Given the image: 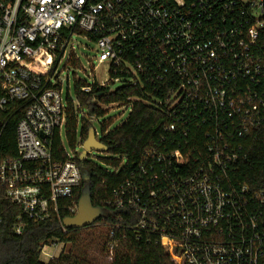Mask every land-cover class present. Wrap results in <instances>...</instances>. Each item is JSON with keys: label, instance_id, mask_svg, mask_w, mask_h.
I'll use <instances>...</instances> for the list:
<instances>
[{"label": "built area", "instance_id": "1", "mask_svg": "<svg viewBox=\"0 0 264 264\" xmlns=\"http://www.w3.org/2000/svg\"><path fill=\"white\" fill-rule=\"evenodd\" d=\"M77 36L125 74L107 83L151 88L165 116L158 144L114 189V208L128 211L140 239L159 236L175 264H264V190L233 177L264 131L262 0H0V136L22 112L16 156L0 155V225L3 202L17 207L21 234L80 185L58 70L69 48L67 64L82 67ZM57 136L65 159L53 154ZM67 208L78 213L74 201Z\"/></svg>", "mask_w": 264, "mask_h": 264}, {"label": "trees", "instance_id": "2", "mask_svg": "<svg viewBox=\"0 0 264 264\" xmlns=\"http://www.w3.org/2000/svg\"><path fill=\"white\" fill-rule=\"evenodd\" d=\"M264 4V0H262ZM79 64V62H76ZM110 78L124 76L118 71H109ZM86 80H75L76 99L80 109L95 117L106 114L104 106L126 105L131 111L126 120L110 129V123L105 122L99 133V139L107 146L106 153L112 157L105 159L104 164L88 158L76 157L81 170L80 185L74 191L72 198L61 202L57 214L40 221H28L21 234L14 231L17 207L3 202V222L0 225V264H175L160 237L139 238L133 230V222L128 211L114 208L111 201L114 189L123 183L132 172L139 167L146 151L158 144L161 135V124L165 116L158 108V92L151 88H140L129 83H122L111 89L110 83L101 85L91 83V90L85 92L82 87ZM22 112H12L0 136V155L13 157L17 154V124ZM93 127L90 117L79 119L73 102L69 101L66 126L67 144L74 148L78 141L83 144ZM79 139V140H78ZM247 142L248 148L242 153L243 159L236 163L233 177L236 181L249 185L253 190H264V131ZM52 151L55 157L65 159L64 144L57 136L53 142ZM125 161V163H124ZM87 190L93 204L106 209V215L97 220L106 227L101 236L105 243L103 250L109 254V243L117 241L114 246L111 261L101 263L90 257L79 246V233L82 229H64V218L71 216L68 206L78 203L82 191ZM121 217V218H120ZM93 225L87 227L91 228ZM116 229V238L112 239V230ZM84 229V228H83ZM58 243H70L68 252L62 251L58 257L47 263L41 260L43 248ZM108 244V246L106 245ZM105 250V251H106Z\"/></svg>", "mask_w": 264, "mask_h": 264}, {"label": "rangeland", "instance_id": "3", "mask_svg": "<svg viewBox=\"0 0 264 264\" xmlns=\"http://www.w3.org/2000/svg\"><path fill=\"white\" fill-rule=\"evenodd\" d=\"M72 44L77 47L76 53L81 59L82 67L73 68L71 64H67L70 51L69 48L67 55L61 61L58 70L61 72V80L63 81V97L66 103L72 100L75 105L78 106L75 92V80L82 79L89 82L97 80L100 83H107L110 80V74L109 64L107 62L100 63L96 58L97 46L95 43L91 42L84 36H77L73 39ZM110 86L111 89H115L120 86V83H110ZM104 108L107 109L106 114L95 117L93 120V127L98 133H100L102 125L105 122L110 123L109 128L112 129L126 120L131 111V107L126 105H111L104 106ZM64 144L68 147L67 149H69V151L72 150L66 140H64ZM75 148L79 153H83L84 151V147L80 144V141L77 142ZM111 157L112 156L106 152L92 151L88 153L89 159H92L100 164H104L105 159ZM105 229L106 227L100 222L93 225L91 228L82 229L79 233L81 238L79 246L82 247V249L85 250L90 257L101 263L111 261L108 251L106 249L103 250L105 239L101 236V234L106 231ZM106 245L108 246V244ZM71 247L72 244L70 243L48 245L42 251L41 260L47 263L52 258L58 257L62 251L68 252Z\"/></svg>", "mask_w": 264, "mask_h": 264}, {"label": "water", "instance_id": "4", "mask_svg": "<svg viewBox=\"0 0 264 264\" xmlns=\"http://www.w3.org/2000/svg\"><path fill=\"white\" fill-rule=\"evenodd\" d=\"M92 115V114H90ZM82 159L92 151H107V146L97 137L94 127L90 128L89 135L83 143ZM106 215V209L93 204L90 193L82 191L78 201V213L64 218L63 224L67 229H83L93 225L97 220Z\"/></svg>", "mask_w": 264, "mask_h": 264}]
</instances>
